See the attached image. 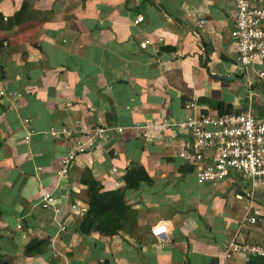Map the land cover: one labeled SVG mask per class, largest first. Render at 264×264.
Instances as JSON below:
<instances>
[{
    "label": "crops",
    "instance_id": "obj_1",
    "mask_svg": "<svg viewBox=\"0 0 264 264\" xmlns=\"http://www.w3.org/2000/svg\"><path fill=\"white\" fill-rule=\"evenodd\" d=\"M234 11L233 0H0L3 264H264L226 259L232 241L264 246V190L248 199L238 178L199 185L177 155L186 137L162 127L193 113L251 111L264 120V83L249 86L237 64ZM99 117L104 140L58 179ZM140 166L149 179L129 189L125 176ZM86 169L100 194L123 195L115 235L81 230L90 210ZM43 188L57 197V219L41 208ZM256 210L263 216L255 224L242 221ZM160 223L170 233L153 238ZM41 241L42 252L26 253Z\"/></svg>",
    "mask_w": 264,
    "mask_h": 264
},
{
    "label": "built area",
    "instance_id": "obj_2",
    "mask_svg": "<svg viewBox=\"0 0 264 264\" xmlns=\"http://www.w3.org/2000/svg\"><path fill=\"white\" fill-rule=\"evenodd\" d=\"M233 1L235 11L232 38L236 46L237 64L247 76L249 86L257 82L264 83V69L255 71L258 63L264 64V6L255 4V0ZM143 19L140 17L138 22ZM149 43L147 41L141 47L146 49ZM195 102H198V98ZM103 122L104 119L99 117L98 125L87 138L77 140L75 148L62 160V166L56 172L58 179L70 174L77 156L92 151L104 140L106 128ZM162 127L186 137L177 155L192 168L199 185H217L238 178L248 185L245 193L248 199L264 190V120L258 119L253 112L239 115L193 113L179 121L164 120ZM67 133L66 128L61 130V134ZM29 139L30 135L26 141ZM113 172L118 173V170L113 169ZM41 194V208L52 210L57 219L62 209L54 191L43 188ZM72 208L76 209L77 206L73 205ZM261 216L263 213L256 210L254 216L248 213L242 221L255 224ZM17 228L21 229V226ZM169 233L166 223L157 224L151 229V236L156 239ZM161 245L165 247L166 243L161 242ZM238 254L264 258V246L232 241L227 247L226 259Z\"/></svg>",
    "mask_w": 264,
    "mask_h": 264
},
{
    "label": "trees",
    "instance_id": "obj_3",
    "mask_svg": "<svg viewBox=\"0 0 264 264\" xmlns=\"http://www.w3.org/2000/svg\"><path fill=\"white\" fill-rule=\"evenodd\" d=\"M18 16L19 13L14 19H8V22H13ZM1 20H4L3 16H0V21ZM148 179L144 168L141 166L129 170L125 176V182L129 189H137L142 182L148 181ZM82 182L88 188V196L90 199V210L81 223L82 232L84 234H89L95 226L97 231L106 235L117 234L118 231L123 228L112 227V224L118 221L120 215L126 210L123 203V195L117 193L108 197L107 195L100 194L97 189L98 183L89 169L83 171ZM96 223L98 224L97 226ZM100 223H102L103 226H100ZM35 243L37 242H34L27 247L26 253L28 255L33 254L36 251L42 252L47 245L45 242L41 241L38 244L39 249H35ZM0 264H3L2 260H0Z\"/></svg>",
    "mask_w": 264,
    "mask_h": 264
},
{
    "label": "water",
    "instance_id": "obj_4",
    "mask_svg": "<svg viewBox=\"0 0 264 264\" xmlns=\"http://www.w3.org/2000/svg\"><path fill=\"white\" fill-rule=\"evenodd\" d=\"M211 62V59L209 57V54H208V51L206 50V59L204 60V65H205V68L209 71V68H208V64ZM213 78L215 79H219V80H227L228 77L227 76H216V75H213Z\"/></svg>",
    "mask_w": 264,
    "mask_h": 264
},
{
    "label": "rangeland",
    "instance_id": "obj_5",
    "mask_svg": "<svg viewBox=\"0 0 264 264\" xmlns=\"http://www.w3.org/2000/svg\"><path fill=\"white\" fill-rule=\"evenodd\" d=\"M237 83H239V82H237ZM239 84H241V83H239ZM217 185H220V184H217Z\"/></svg>",
    "mask_w": 264,
    "mask_h": 264
}]
</instances>
